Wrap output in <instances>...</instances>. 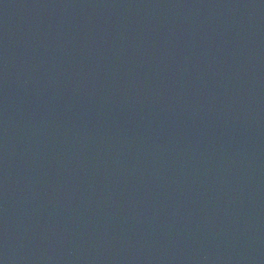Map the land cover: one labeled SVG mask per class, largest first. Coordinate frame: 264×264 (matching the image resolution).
<instances>
[{
  "label": "water",
  "instance_id": "1",
  "mask_svg": "<svg viewBox=\"0 0 264 264\" xmlns=\"http://www.w3.org/2000/svg\"><path fill=\"white\" fill-rule=\"evenodd\" d=\"M0 264H264V0H0Z\"/></svg>",
  "mask_w": 264,
  "mask_h": 264
}]
</instances>
